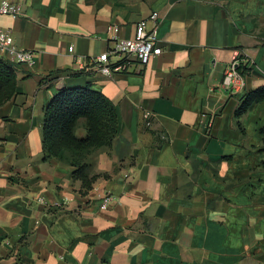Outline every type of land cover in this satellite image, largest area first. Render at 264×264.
<instances>
[{"label":"crops","instance_id":"crops-1","mask_svg":"<svg viewBox=\"0 0 264 264\" xmlns=\"http://www.w3.org/2000/svg\"><path fill=\"white\" fill-rule=\"evenodd\" d=\"M2 2L21 15H0V29L33 63L4 59L16 85L0 107V264H264V101L235 117L264 86V0ZM142 21L161 54L101 74L112 28L131 38ZM235 52L249 71L226 91ZM86 86L115 104L111 147L43 161L47 103ZM74 135L86 136L85 119ZM74 160L99 176L88 191ZM105 193L114 203L99 210Z\"/></svg>","mask_w":264,"mask_h":264},{"label":"trees","instance_id":"trees-1","mask_svg":"<svg viewBox=\"0 0 264 264\" xmlns=\"http://www.w3.org/2000/svg\"><path fill=\"white\" fill-rule=\"evenodd\" d=\"M242 74L248 69L242 67ZM16 69L0 59V107L15 95ZM264 101V86L248 92L235 111V117L245 114L249 107ZM79 119L86 120V136L77 139L74 130ZM117 133L115 104L90 86L64 88L47 103L41 127L42 159H62L65 151L80 152L89 148L111 147ZM264 147V126L259 131ZM73 180H79L88 191L99 176L88 177V165L76 160ZM107 178L106 175H103Z\"/></svg>","mask_w":264,"mask_h":264},{"label":"built area","instance_id":"built-area-1","mask_svg":"<svg viewBox=\"0 0 264 264\" xmlns=\"http://www.w3.org/2000/svg\"><path fill=\"white\" fill-rule=\"evenodd\" d=\"M0 15L18 17L21 15V11L16 5L2 2L0 4ZM154 18L155 16L152 15L150 20ZM118 32V27L112 28L113 37L110 40V48L94 60L98 71L105 76L127 73L132 62L138 66L145 67L152 58L159 56L162 52L155 30L147 29L145 21L136 25L131 38H121L118 36ZM0 59H9L15 64L31 65L33 63V54L30 51L18 49L14 45L10 32L0 29ZM113 59L115 61H112ZM247 64L241 53L235 52L231 64L224 72L221 87L226 91L241 87L245 77L242 74V67L248 69ZM142 120L146 128L151 126V115L149 113H144ZM129 177V175H125V178ZM38 202L45 204L42 198ZM113 203V196L105 193L100 199L99 210H108ZM52 207H58V205H53Z\"/></svg>","mask_w":264,"mask_h":264}]
</instances>
